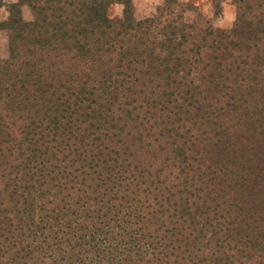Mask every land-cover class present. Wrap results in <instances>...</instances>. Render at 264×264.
<instances>
[{
	"label": "trees",
	"instance_id": "16d2710c",
	"mask_svg": "<svg viewBox=\"0 0 264 264\" xmlns=\"http://www.w3.org/2000/svg\"><path fill=\"white\" fill-rule=\"evenodd\" d=\"M230 1L8 6L0 264H264V0Z\"/></svg>",
	"mask_w": 264,
	"mask_h": 264
},
{
	"label": "rangeland",
	"instance_id": "374dc122",
	"mask_svg": "<svg viewBox=\"0 0 264 264\" xmlns=\"http://www.w3.org/2000/svg\"><path fill=\"white\" fill-rule=\"evenodd\" d=\"M133 5V15L136 20H142L154 15L156 8L163 0H131ZM186 4L188 9L184 17L187 22H196L200 20H209L214 27L229 28L234 22L235 8L230 0H225L222 4V11L219 17L214 18L212 0H178ZM17 0H0V21H6L8 18V6L16 3ZM122 8L113 5L108 10V16L112 19H118L121 16ZM24 21H31L32 15L28 7L21 8ZM8 33L0 31V59L5 60L8 56Z\"/></svg>",
	"mask_w": 264,
	"mask_h": 264
}]
</instances>
